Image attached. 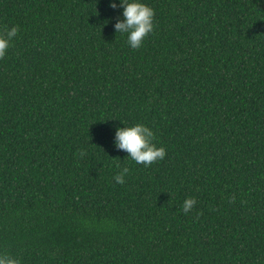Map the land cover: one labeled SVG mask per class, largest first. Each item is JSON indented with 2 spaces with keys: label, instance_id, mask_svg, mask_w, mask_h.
I'll return each instance as SVG.
<instances>
[{
  "label": "trees",
  "instance_id": "16d2710c",
  "mask_svg": "<svg viewBox=\"0 0 264 264\" xmlns=\"http://www.w3.org/2000/svg\"><path fill=\"white\" fill-rule=\"evenodd\" d=\"M143 2L154 30L133 49L111 0H0V31L19 27L0 58V252L21 264H264V0ZM123 123L166 157L127 158Z\"/></svg>",
  "mask_w": 264,
  "mask_h": 264
},
{
  "label": "clouds",
  "instance_id": "9594fccd",
  "mask_svg": "<svg viewBox=\"0 0 264 264\" xmlns=\"http://www.w3.org/2000/svg\"><path fill=\"white\" fill-rule=\"evenodd\" d=\"M110 7L113 9L122 8L123 19H117L114 28L118 33L127 35V44L138 49L143 46L145 38L154 30L155 10L143 0H111ZM19 27L13 25L4 27L0 31V58H3L10 48L14 38L17 36ZM115 130L114 144L118 150L128 153V157L136 164H143L145 167L163 160L166 157V149L154 143L155 133L152 128L144 123H136ZM82 155L84 153H81ZM118 167H120L118 165ZM129 168L123 166L114 175L113 179L118 184H124ZM193 197L185 198L182 211L187 214L196 205ZM0 264H21L20 259L9 253L0 252Z\"/></svg>",
  "mask_w": 264,
  "mask_h": 264
}]
</instances>
